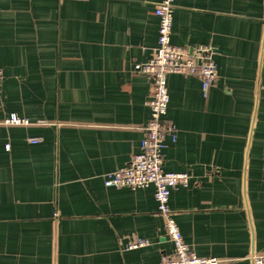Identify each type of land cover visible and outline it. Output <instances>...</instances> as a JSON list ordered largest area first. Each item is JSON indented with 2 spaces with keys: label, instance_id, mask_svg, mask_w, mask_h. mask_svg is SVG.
<instances>
[{
  "label": "crops",
  "instance_id": "1",
  "mask_svg": "<svg viewBox=\"0 0 264 264\" xmlns=\"http://www.w3.org/2000/svg\"><path fill=\"white\" fill-rule=\"evenodd\" d=\"M160 0H0V264H162L174 253L153 186L108 188L140 149ZM172 43L218 78L167 77L170 208L221 264L264 256V0H176ZM16 114L32 126H5ZM30 139L39 142L31 143ZM149 244L127 249L135 239Z\"/></svg>",
  "mask_w": 264,
  "mask_h": 264
},
{
  "label": "built area",
  "instance_id": "2",
  "mask_svg": "<svg viewBox=\"0 0 264 264\" xmlns=\"http://www.w3.org/2000/svg\"><path fill=\"white\" fill-rule=\"evenodd\" d=\"M176 0H160L154 13L159 21L158 42L152 57L135 65L137 73L146 75L152 82L153 94L149 101L150 119L143 129V139L139 152L133 154L127 165L107 173L104 185L108 188L127 187L133 190L153 186L158 212L165 219L166 233L174 245L173 255L162 264H221L216 257H200L185 242L182 232L170 208L172 191L183 186L187 187L190 175L186 172H167L163 169L165 151L168 147L167 137L176 142V129L166 123L170 96L167 77L171 74L196 77L202 86L205 96L218 78V69L207 49H200L190 54L187 49L172 43L173 14ZM2 73L0 72V85ZM1 110V104H0ZM5 126H32L27 119L12 114L1 121ZM31 143L39 142L30 139ZM149 242L135 239L127 249L145 247ZM253 264H264V256H253Z\"/></svg>",
  "mask_w": 264,
  "mask_h": 264
}]
</instances>
